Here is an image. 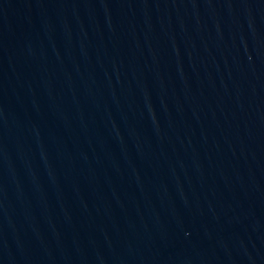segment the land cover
Wrapping results in <instances>:
<instances>
[{
	"label": "water",
	"instance_id": "obj_1",
	"mask_svg": "<svg viewBox=\"0 0 264 264\" xmlns=\"http://www.w3.org/2000/svg\"><path fill=\"white\" fill-rule=\"evenodd\" d=\"M0 264H264V0H0Z\"/></svg>",
	"mask_w": 264,
	"mask_h": 264
}]
</instances>
